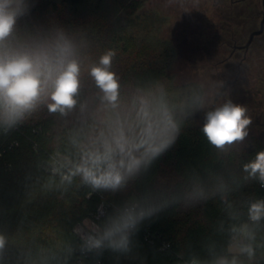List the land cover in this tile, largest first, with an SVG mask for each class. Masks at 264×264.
Segmentation results:
<instances>
[{
	"label": "trees",
	"instance_id": "obj_1",
	"mask_svg": "<svg viewBox=\"0 0 264 264\" xmlns=\"http://www.w3.org/2000/svg\"><path fill=\"white\" fill-rule=\"evenodd\" d=\"M202 11L214 18L203 28L204 39L212 45L230 47L237 42L236 22L221 20L222 0H198ZM147 0H36L30 18L22 22L29 31H46L63 27L78 38L85 37L91 59L104 50L117 55L113 70L121 78L122 98L129 103L138 90H147L157 81L172 90L182 89L170 72L176 47L158 37L165 16L146 8ZM218 5V6H217ZM217 6V7H216ZM229 11V5H225ZM222 15V14H221ZM208 43V41H207ZM208 43V44H211ZM207 46V45H206ZM209 46V45H208ZM241 66L238 81L245 70ZM236 65V64H235ZM223 80L233 78L237 68L230 66ZM97 90L85 73L80 101H91L90 110L81 115L79 107L67 117L49 114L41 108L22 126L7 135L0 134V231L12 243L7 250L11 264H41L42 252H59L65 245L79 246L74 226L89 217L103 201L106 213L130 202L131 198L152 202H178L144 220L132 236V251L127 255L105 251L101 264H182L184 259L198 258L202 264L228 251L231 229L247 222L246 201L264 198V188L257 182L244 183L242 164L264 150L263 140L255 139L248 148L217 152L206 141L195 114L182 126L176 142L166 152L130 178L124 188L111 192L93 190L82 183L75 171L80 153L71 142L81 141L103 127L107 113L97 111ZM60 152L71 160L73 174L66 180L47 168L49 155ZM232 188L222 199L219 194L207 200L186 204L183 195L196 184L211 191L218 180ZM237 184L241 186L236 187ZM101 222V220H100ZM150 227L169 242L166 250L158 243L144 240L143 231ZM255 257L240 256L241 264H264V221L256 228ZM71 258L69 264L73 263ZM50 264H59L58 259Z\"/></svg>",
	"mask_w": 264,
	"mask_h": 264
},
{
	"label": "clouds",
	"instance_id": "obj_2",
	"mask_svg": "<svg viewBox=\"0 0 264 264\" xmlns=\"http://www.w3.org/2000/svg\"><path fill=\"white\" fill-rule=\"evenodd\" d=\"M35 3L0 0V134L16 130L41 108L61 117L78 107L81 115L87 113L91 101L79 99L86 73L97 90V111L108 114L103 127L86 141L71 138L80 153L75 171L93 190L116 192L124 188L130 178L173 146L182 126L197 112L204 113L201 132L217 152L228 153L249 136L253 121L248 109L227 98L223 81L186 84L177 91L157 81L147 90H138L126 104L121 78L113 70L116 51L106 49L93 60L86 38H78L63 27L24 29L22 22L30 18ZM241 171L244 183L255 181L264 188V150L244 162ZM231 190L222 179L211 191L196 183L182 198L186 204L217 194L223 199ZM176 202V198L152 202L146 197L109 213L101 212L100 223H85L77 231L78 247L67 244L59 252L44 250L41 264H50L52 259L69 264L77 251L81 256L91 253L99 257L105 251L127 255L139 225ZM246 216L247 223L231 229L229 252L235 254L218 256L210 264H241L240 256L255 257L256 228L264 221V198L246 201ZM11 243L9 235L0 231V264H11L7 256ZM190 264L202 262L193 258Z\"/></svg>",
	"mask_w": 264,
	"mask_h": 264
},
{
	"label": "rangeland",
	"instance_id": "obj_3",
	"mask_svg": "<svg viewBox=\"0 0 264 264\" xmlns=\"http://www.w3.org/2000/svg\"><path fill=\"white\" fill-rule=\"evenodd\" d=\"M222 1L223 5L231 4L230 0ZM198 3V0H147L146 2L147 9H155L165 16L158 37L169 40L176 47V55L170 69L176 85L187 82L208 84L212 81H219L217 75L224 71L227 64L225 67L221 64L216 67L215 62L226 57L231 51L230 47H224L225 51L213 53L211 42L214 39L210 37L205 40L202 31L214 17L203 12ZM201 4L202 6L205 4L203 0ZM219 5L217 6L222 11L221 20H224V15L229 13V9L222 7L221 3ZM231 9L236 22L237 43L243 44L248 40L250 32L259 28L264 10L262 0L234 2ZM242 55L243 51L237 52V56L233 58L234 65ZM245 67L242 78L224 90L228 93L227 98L247 107L248 114L253 121L249 136L244 143L233 147L238 150L248 148L257 138L264 142V32L256 36L250 45ZM233 79L234 77L229 78L228 81H233ZM222 81L225 82V80ZM195 116L196 122L203 124L204 113L197 112ZM132 200L137 199L133 197ZM231 242L230 240L228 251Z\"/></svg>",
	"mask_w": 264,
	"mask_h": 264
},
{
	"label": "built area",
	"instance_id": "obj_4",
	"mask_svg": "<svg viewBox=\"0 0 264 264\" xmlns=\"http://www.w3.org/2000/svg\"><path fill=\"white\" fill-rule=\"evenodd\" d=\"M46 166L51 173L58 174L64 180L68 179L73 174L71 168V160L69 159V157H67L66 155L60 152L51 153L49 155ZM253 199L255 198H251L250 200ZM107 208H108V204L102 201L99 204V206L96 208V210L89 217H86L83 220L76 223V225L74 226L75 234L77 235V231L85 223H91V222L100 223L102 217L99 215V213L101 212L106 213ZM143 237L144 240L149 243H158L159 248L161 250H166L170 246L169 242L164 240L160 233L153 231L150 227H146L144 229ZM190 261L191 259H184L182 260V264H190ZM101 263H102L101 256L97 257L91 253L81 256L80 253L77 251L76 254L74 255L72 264H101Z\"/></svg>",
	"mask_w": 264,
	"mask_h": 264
},
{
	"label": "flooded vegetation",
	"instance_id": "obj_5",
	"mask_svg": "<svg viewBox=\"0 0 264 264\" xmlns=\"http://www.w3.org/2000/svg\"><path fill=\"white\" fill-rule=\"evenodd\" d=\"M231 2V6H230V8H232V3H234V2H240V3H243V2H245L246 0H230ZM222 7H226L225 5H222ZM232 10V9H231ZM229 11V13H226L225 15H224V20H226V18H229V19H231V20H233L234 21V17H233V12L232 11ZM263 12H264V10H263ZM262 16H263V13H262ZM261 19H262V17H261ZM223 20V19H222ZM260 22H261V20H260ZM259 27H260V25H259ZM256 29H258V28H255V29H253L252 31H254V30H256ZM251 31V32H252ZM250 32V33H251ZM264 32V28H263V31L260 33V34H262ZM260 34H258V35H260ZM258 35H256V36H258ZM255 36V37H256ZM254 37V38H255ZM254 38H253V40H252V42L254 41ZM252 42L250 43V45L252 44ZM246 43V42H245ZM245 43H243V44H239V43H237L236 41H234V43L233 44H231L230 43V48H231V51L229 52V54L226 56V57H224V58H222L221 60H217L215 63V66L216 67H218L220 64H221V66H224L225 67V64H227L226 65V67H229L230 66V69L231 70H233L234 68H235V66H236V68H237V73H236V75L234 76V79H233V81H228V80H225V82H223L224 83V88H223V90H225L227 87H229V86H231L234 82H236L237 80H238V75H239V73L241 72V66H242V64H243V62L244 61H246L247 60V54H248V51H249V48H250V45L248 46V47H240L241 45H244ZM212 48L211 49H213L212 51H213V53H216L217 51H220V52H222V51H225V49H224V47L223 46H221V44H218V45H212L211 46ZM238 51H243V55H242V57H241V59H239L238 60V62H236L235 64H237V65H234V62H233V58H235V56H237V52ZM221 54V53H220ZM209 63H211V61H209ZM225 67V69H224V71H221V72H219L218 73V75H217V78H218V80L219 81H222L225 77H226V75H227V70H228V68H226ZM224 77V78H223Z\"/></svg>",
	"mask_w": 264,
	"mask_h": 264
},
{
	"label": "water",
	"instance_id": "obj_6",
	"mask_svg": "<svg viewBox=\"0 0 264 264\" xmlns=\"http://www.w3.org/2000/svg\"><path fill=\"white\" fill-rule=\"evenodd\" d=\"M262 6H263V9H264V0H262ZM263 28H264V12H263V16H262V19H261V22H260V27L258 29H256V30L252 31L250 33L249 38L246 41V43L244 45H241L240 47H248L250 45V43L252 42L253 38L263 31Z\"/></svg>",
	"mask_w": 264,
	"mask_h": 264
}]
</instances>
